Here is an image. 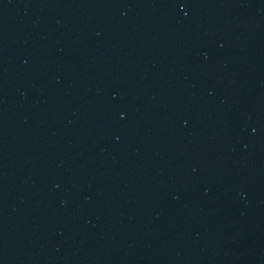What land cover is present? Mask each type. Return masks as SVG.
I'll list each match as a JSON object with an SVG mask.
<instances>
[{
  "label": "water",
  "instance_id": "95a60500",
  "mask_svg": "<svg viewBox=\"0 0 264 264\" xmlns=\"http://www.w3.org/2000/svg\"><path fill=\"white\" fill-rule=\"evenodd\" d=\"M0 264H264V0H0Z\"/></svg>",
  "mask_w": 264,
  "mask_h": 264
}]
</instances>
